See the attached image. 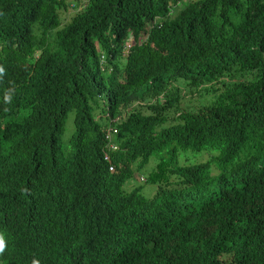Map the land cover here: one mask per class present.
Segmentation results:
<instances>
[{
    "label": "trees",
    "instance_id": "trees-1",
    "mask_svg": "<svg viewBox=\"0 0 264 264\" xmlns=\"http://www.w3.org/2000/svg\"><path fill=\"white\" fill-rule=\"evenodd\" d=\"M182 2L0 0V264H264V0Z\"/></svg>",
    "mask_w": 264,
    "mask_h": 264
},
{
    "label": "rangeland",
    "instance_id": "rangeland-1",
    "mask_svg": "<svg viewBox=\"0 0 264 264\" xmlns=\"http://www.w3.org/2000/svg\"><path fill=\"white\" fill-rule=\"evenodd\" d=\"M66 1L74 2V0H66ZM185 1L186 0H183L182 3H184ZM73 10L74 8L70 7V9L66 13H62L61 17L63 23L69 19V17L74 12ZM126 41H127L126 43L128 44L132 42L130 37H128ZM204 87H208V85L199 88H191L187 86L183 80H177L174 83H172L171 91H173L180 99L178 110L188 109V108L194 109L199 105H201L202 103L207 102L210 98L214 97L213 93L204 90ZM150 101H152V99H149L147 102L146 101L133 102L131 103V108H137L146 113L148 112V109L146 108V104ZM168 112L171 116H174V118L170 119L168 122L171 123L172 121L175 120V116L179 111H177L175 108H171V110ZM73 115H74L73 112H70L68 114L63 139L66 138L68 135H70L71 131H73L74 128ZM212 153H210V151L206 149L198 152L191 150L181 151L179 153L178 162L179 164H196L208 160L211 157ZM153 165H154V161H150L141 171L135 172L133 177L126 182L125 185L126 189L130 190L133 187L141 186L143 194L146 196H151L153 192H155V187L153 185L146 184L145 179ZM212 171H214L213 167H212Z\"/></svg>",
    "mask_w": 264,
    "mask_h": 264
},
{
    "label": "built area",
    "instance_id": "built-area-1",
    "mask_svg": "<svg viewBox=\"0 0 264 264\" xmlns=\"http://www.w3.org/2000/svg\"><path fill=\"white\" fill-rule=\"evenodd\" d=\"M128 49H129V44L126 43L123 46V49H122L123 54H126L128 52ZM112 134H113V129L111 127H108L107 132L105 134V137L108 140L107 146H108L109 149H114L115 148V145H114V143L112 141ZM104 159L105 160H109V156H108L107 153L104 155ZM109 170L112 171L113 170V166H109Z\"/></svg>",
    "mask_w": 264,
    "mask_h": 264
},
{
    "label": "clouds",
    "instance_id": "clouds-1",
    "mask_svg": "<svg viewBox=\"0 0 264 264\" xmlns=\"http://www.w3.org/2000/svg\"><path fill=\"white\" fill-rule=\"evenodd\" d=\"M3 72H4V69L0 67V74H2ZM6 99H8L7 96H6ZM5 250H6V242H5L3 234L0 233V255H2ZM33 264H39V262L34 260Z\"/></svg>",
    "mask_w": 264,
    "mask_h": 264
}]
</instances>
